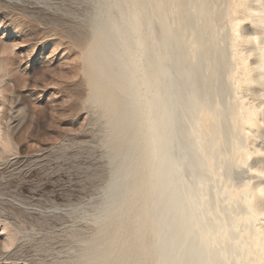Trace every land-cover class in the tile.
Returning <instances> with one entry per match:
<instances>
[{"label": "bare ground", "instance_id": "obj_1", "mask_svg": "<svg viewBox=\"0 0 264 264\" xmlns=\"http://www.w3.org/2000/svg\"><path fill=\"white\" fill-rule=\"evenodd\" d=\"M221 1L95 4L99 101L118 135L136 127L105 152L99 264H264L260 120L239 92L264 86V0Z\"/></svg>", "mask_w": 264, "mask_h": 264}, {"label": "rangeland", "instance_id": "obj_2", "mask_svg": "<svg viewBox=\"0 0 264 264\" xmlns=\"http://www.w3.org/2000/svg\"><path fill=\"white\" fill-rule=\"evenodd\" d=\"M96 2L0 0V264H99L108 251L91 244L105 152L136 127L118 135L99 101L89 61ZM239 92L257 109L250 146L263 161L264 86L246 81Z\"/></svg>", "mask_w": 264, "mask_h": 264}]
</instances>
